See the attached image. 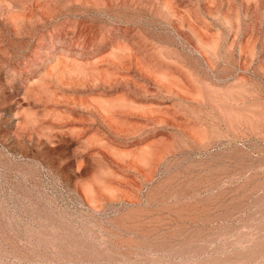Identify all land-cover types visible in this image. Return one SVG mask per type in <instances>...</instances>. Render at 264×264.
<instances>
[{"label": "rangeland", "instance_id": "obj_1", "mask_svg": "<svg viewBox=\"0 0 264 264\" xmlns=\"http://www.w3.org/2000/svg\"><path fill=\"white\" fill-rule=\"evenodd\" d=\"M0 264H264V0H0Z\"/></svg>", "mask_w": 264, "mask_h": 264}]
</instances>
